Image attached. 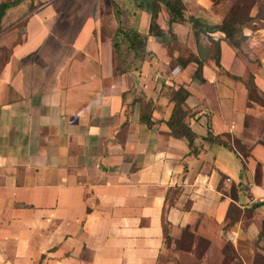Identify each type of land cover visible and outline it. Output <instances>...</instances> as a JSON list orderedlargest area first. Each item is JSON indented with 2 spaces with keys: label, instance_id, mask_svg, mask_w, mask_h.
<instances>
[{
  "label": "crops",
  "instance_id": "1",
  "mask_svg": "<svg viewBox=\"0 0 264 264\" xmlns=\"http://www.w3.org/2000/svg\"><path fill=\"white\" fill-rule=\"evenodd\" d=\"M95 5L23 0L0 21V264H158L164 218L176 237L200 217L222 221L232 202L264 200L263 126L245 169L236 152L201 139L209 129L252 144L241 133L244 87L222 77L183 85L195 114L186 118L197 137L191 150L165 123L164 82L124 87L119 76L129 72L114 76L118 26L110 37L94 33ZM147 101L151 127L142 121ZM233 185L237 201L222 192Z\"/></svg>",
  "mask_w": 264,
  "mask_h": 264
},
{
  "label": "rangeland",
  "instance_id": "2",
  "mask_svg": "<svg viewBox=\"0 0 264 264\" xmlns=\"http://www.w3.org/2000/svg\"><path fill=\"white\" fill-rule=\"evenodd\" d=\"M146 1L149 0H90L93 7L95 4L100 6L98 8L101 12L98 14L99 26H95L92 31H100L102 35L110 37L115 28L121 25L147 32L149 15L146 13V17L142 13L145 11L142 6ZM207 1L206 8L204 6L202 9L195 0H185L184 14L187 18L197 16L202 24L236 20L232 40L224 39L219 42L220 65L216 63L217 49L214 42H210L204 33H200L198 39H195L189 22L169 23L165 7L160 3L157 22L162 35L148 39L152 55L146 57L143 69V63L137 64L132 58H127L130 70L128 74L119 76L120 82L124 87L136 85L143 77L164 82L161 83L162 90L157 96L162 94L168 101L172 90L179 86H195L198 83L210 86L218 81V77L229 83L242 85L247 91V112L243 122L245 129L241 133L247 137L254 136L251 138L252 144H244L249 150L248 161L252 157L253 144L258 143V136L261 137L259 133L262 126L264 130V90L258 85V76L264 79V34L259 31L264 28V0ZM212 35L224 36L218 33ZM112 60L115 66L114 76H117V69L121 70L125 66H119L118 57L114 56L113 51ZM145 68L147 72L143 73ZM247 83L253 86L249 89L251 96L246 88ZM142 97L141 92L138 98ZM152 104L153 102L150 105ZM230 135L232 138H227L230 144L236 147L233 139L242 143L240 134ZM258 176L256 171L255 178ZM236 191L235 185L222 190L231 197L236 195ZM258 214L256 209L236 206L220 222L200 217L199 224L183 228L176 237L167 238L158 264H264V246L261 245L264 239L258 238Z\"/></svg>",
  "mask_w": 264,
  "mask_h": 264
},
{
  "label": "trees",
  "instance_id": "3",
  "mask_svg": "<svg viewBox=\"0 0 264 264\" xmlns=\"http://www.w3.org/2000/svg\"><path fill=\"white\" fill-rule=\"evenodd\" d=\"M23 0H4V2L0 3V21L2 17L4 16L6 10L9 7L15 6L22 2ZM160 3L165 7V10L168 14V22L169 23H185L189 22L191 27L194 30V37L195 39H198V36L200 33H204L206 37L209 39L210 42H214V45H216V63L220 65L219 63V42L216 40H213L210 36V33L220 31L224 34L225 39H228L229 41L232 40L235 27L234 24L236 22L235 19H229L224 20L221 23L217 24H202L201 21L195 17L194 15L189 16L188 18L184 14V1L183 0H149L146 1L143 4L144 10H146L150 14V20L148 24V29L146 33H143L139 30H137L134 27H122L119 25L113 35L112 38V47L114 49L115 56L118 57L119 60V66H125L124 68L117 69L119 74H125L129 72V63H126L127 58H132L137 64L142 63L147 56L151 54V52L146 50L147 40L148 37H160L162 35V29L159 26L157 19L160 12ZM141 5V4H139ZM118 17V16H117ZM116 66V67H119ZM135 67H137L135 65ZM251 87L249 84H246V88L248 89L249 96L252 95L251 93ZM190 92L183 86H179L172 90L171 96L169 98V101L171 102V111L166 119L165 123L168 126L171 135L176 138H184L186 139L188 146L191 150H195V140H196V134L192 131L189 124L186 122V118H194L195 114H189V111L185 109V102L186 99L189 97ZM151 101H147L144 112L142 115V121L146 123L147 126L151 127L153 126L157 120L153 119L152 117V107H151ZM227 138H232L230 133H223L214 135L211 130L208 129L205 136H202L201 139L208 144H218L222 145L224 147H227L234 152L238 154L241 161L242 169L246 168V159L249 156V150L244 146L243 143L240 142V140L233 139L234 144L236 147L229 143ZM236 186V185H235ZM239 186V184H238ZM236 190L238 191V188L236 186ZM236 191V195L232 197L234 201L238 200V194ZM250 207L252 209H258L259 207L264 206V200L263 201H256L251 203L250 206H246L239 202H232L230 203L227 214L231 210V208L234 207ZM168 222L164 218L163 220V227H164V236L165 241H167V238L169 237L168 233ZM259 239H264V217L261 220L260 224V230L258 234Z\"/></svg>",
  "mask_w": 264,
  "mask_h": 264
},
{
  "label": "built area",
  "instance_id": "4",
  "mask_svg": "<svg viewBox=\"0 0 264 264\" xmlns=\"http://www.w3.org/2000/svg\"><path fill=\"white\" fill-rule=\"evenodd\" d=\"M262 253H263V256H264V248H263V251H262Z\"/></svg>",
  "mask_w": 264,
  "mask_h": 264
}]
</instances>
